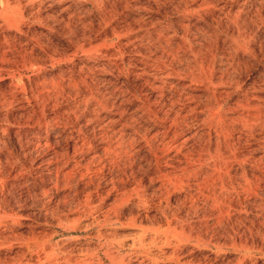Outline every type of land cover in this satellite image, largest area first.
Returning <instances> with one entry per match:
<instances>
[{
    "label": "rangeland",
    "instance_id": "374dc122",
    "mask_svg": "<svg viewBox=\"0 0 264 264\" xmlns=\"http://www.w3.org/2000/svg\"><path fill=\"white\" fill-rule=\"evenodd\" d=\"M213 1L188 0L184 3L178 0H0V214L4 217L0 227V264H40L38 259L43 260L46 256L53 258V263L60 264H264V130L259 123H254L253 120L246 122L233 114L237 109L239 111L234 103L241 97L236 83L241 82L239 86H242L243 81L250 82L254 72L264 67V51H257L259 64H254L251 69L238 66V58L243 57L241 44L231 37L232 23L223 18L222 13H218L217 8L220 5L217 0ZM242 2L243 0H238L235 4H229L234 5L236 11ZM250 4L252 12L260 7L264 10V0H252ZM211 11L216 13L215 17L223 18L218 24L210 21ZM197 12L203 14L201 18ZM178 23L190 24L189 41L194 35H198L196 30L205 36V56L212 62L213 83H222L217 89L230 92V96L216 107L214 113L222 111L232 120L228 122L230 128L225 139L234 142V149L231 152L221 145V153L230 159L228 169L222 170V173L229 171L226 181L228 184L230 181L232 204L236 209L241 208V212L231 209L229 214L224 213L223 220L219 222L218 210L212 213L207 210L205 219L199 214L201 219L197 224L191 223L194 221L193 216L188 218L189 223L186 224L195 226L190 237L187 235L188 231L182 234L177 228L175 231H167L168 241L165 244L160 240L150 243L149 235L141 242L140 228H161L160 231L166 232L167 224L163 221L159 206H164L168 201L169 206L172 204L176 207V202L184 195V192L180 193L172 188L168 189V197L166 193L160 199L152 195L160 185L162 175L148 167V161L143 157L145 151H141L142 154L132 162L131 168L135 176L129 175V163L126 164L127 175L122 177L123 185L118 190H109L111 186L106 179L111 177L104 168L102 171L98 170L101 185L99 189H95L98 192L92 191L93 186H84L90 176L78 181L75 178L77 188L72 187L52 195L49 204L45 203L46 198L36 200L33 197V194L40 193L38 175L46 174L44 168L29 167L14 179L13 175L7 176L6 149L11 154V160H16L18 153L22 154L13 132L18 124L23 123L24 128L33 130L37 123L36 115L41 117L42 114L47 115L52 111L56 113L58 147L69 148L71 164L79 163L82 159L79 153L73 152V146L75 138L86 135L88 128L90 129L84 128V125L89 124L86 123L87 115L83 112L91 109V105L97 101L96 98H108L114 88L136 92L137 98L126 94L129 102L123 105L122 111L124 110L123 119H130L132 116L139 118L140 113L136 111L140 105L139 100L149 91V83H158L156 73L142 72L145 69L143 64H146V59L150 56V45L156 44L155 35L158 32L167 37L173 33L172 29ZM166 28L170 29L166 33L162 32ZM207 32L212 34L208 37L205 35ZM173 42L179 41L176 39ZM252 43L258 50V41L254 39ZM184 46V52L181 53H187L189 60L176 58L167 68L170 75L165 79V89L169 92L174 83H188L191 75L199 76L195 83L207 82L202 77L201 66H195L193 71L185 68L186 64L193 65V58L189 54L188 42ZM155 55H158V51L153 52L151 57ZM140 73L142 75H137ZM72 83H78V86ZM177 90L175 94H181L180 87ZM23 91L26 97L31 98L32 105L34 101L41 102L26 112L27 118L19 119L16 103L12 102L10 107H5L4 103L11 100L12 94L21 99ZM167 91L166 94H169ZM255 93L256 97H264L258 86ZM201 94L202 92L197 91L195 100ZM248 102L258 104L261 101L249 99ZM43 104L48 106L43 108ZM233 107L234 112L229 111ZM72 110H75L76 116L81 117H68ZM7 111L12 114L9 117L12 119L10 123L14 122L15 125L5 121ZM113 113L114 109L111 108L110 114ZM115 118L119 116L115 115ZM145 120L146 116L139 119L140 125L144 131L151 133L153 123H145ZM247 125L251 126L250 132ZM6 129L8 132H5ZM79 129L82 133L76 132ZM183 130L176 143L167 151L168 155H172L181 144L184 145L183 149H188L192 144L191 138L201 136L206 125L197 122ZM211 135L212 142L209 146L211 156L215 157L213 149L217 140L214 133ZM137 138L143 144L141 135ZM22 139L24 143L25 140ZM202 144H206V141ZM94 168H98V165ZM245 186H251L249 195H244ZM220 187L217 183V193ZM89 192H92V207H79L77 201ZM208 192L211 193L210 189ZM64 194H68L70 198L66 203L57 204V198ZM185 207L179 208L178 217L185 219L189 206ZM43 210L55 214L51 213L54 214L52 217L48 212L45 216ZM26 215L37 220L33 231L52 240V246L46 249L44 255L40 248L28 250L21 244L20 239L30 234V230L24 225ZM174 225L172 224V228ZM172 252L177 253L173 255ZM17 256L21 258L17 260Z\"/></svg>",
    "mask_w": 264,
    "mask_h": 264
},
{
    "label": "bare ground",
    "instance_id": "6f19581e",
    "mask_svg": "<svg viewBox=\"0 0 264 264\" xmlns=\"http://www.w3.org/2000/svg\"><path fill=\"white\" fill-rule=\"evenodd\" d=\"M178 1L184 2L188 0ZM237 1L238 0H217V3H219L220 5V7L217 9L218 13H222V15H224L223 18L232 23V29L230 30L231 37L238 40L241 44L243 57L238 58V66L242 65L247 69H251L254 64H259L257 51L260 53L264 51V10H262V7H260L256 9L255 12H252L250 8V3L252 0H243L241 6L239 5V7H237L235 11L233 7L234 5L231 6L230 4H235ZM213 11H211L210 13V21L212 23L214 22L218 24V21L223 18L219 16L215 17L216 13L214 14ZM197 14L200 18L203 15L199 12H197ZM168 29L166 28L162 32L166 33ZM172 30L173 33L167 37L161 35L158 32L159 35L158 33L155 35L156 44L152 46L150 45V56H148L146 59L149 62L146 61V64H143L145 65V69H142V72L143 74L156 73V81H158V83H149V91H146L145 95L139 100L140 105L136 108V111L140 113V115L138 116L139 118H135L134 116H132L130 119H123L124 110L122 111L123 105L129 102V100L126 98V94H130L132 98H137L136 92H133L131 90L123 91L120 88H114L109 93V97L111 98H96L95 100L97 101H95L94 104L91 105L92 107L90 110L84 108L85 113L83 112V114L87 115L86 118L88 122L86 123L89 124V126L84 125V128L90 127V129L88 128L89 131L86 135L82 134V136L75 138L76 141L74 142L73 152L79 153L82 159L79 161V163L72 162L74 164L73 165L71 164L69 158V148L60 149L58 147L59 142L57 139L59 137V133L55 132L57 125L55 122V119H57L55 118L56 113L52 111L47 115L42 114L41 117H39V115H36L35 119L37 123L35 124L36 126H34L33 130L24 128L25 126L23 123L18 124V126L15 128V132H13L14 136H16L18 139L22 154L20 155V153H18L16 155L17 159H14V161L10 159L11 154L6 149L7 155L5 158V167L7 168V176L13 175L14 179L15 176L21 175L29 167L32 168L33 166H35L36 168H44L46 174L40 173L38 175L40 178L39 181L41 183V187L39 190L40 193L33 194V197L36 200L38 198L40 200L46 198L47 202L45 203L49 204L51 202L52 195L58 194L59 192H65L67 189L72 187L77 188L78 185L75 184V178H77L78 181V179H86L88 176H90L87 178L86 182H84V186H86L87 188L93 186V190H88H92L95 192L101 186L100 177L98 176V170L102 171L104 168L107 169V173L111 177L109 179H106V182L108 181L110 184L109 186H111V189L109 190H118V188L123 185L122 177L127 175L125 172L126 164L129 163L128 169H130L129 171L131 172L129 175H134V170L131 168L132 162L135 157H139L142 154L141 151H145V155L143 157L145 161H148V167H150L151 169L154 168V171H156V173L162 175V181L159 182L160 185L155 189L152 195L159 197L160 199L161 195L163 193H166L168 197L170 195V190L168 191L169 188H172L174 190L177 189L180 193L184 192V195L182 194L183 197L181 198V200L179 199L176 202V207H173L172 204L169 206L170 203L168 204V201L164 206L163 204L159 206V208L162 209L161 214L164 218L163 221H165L167 224V229L165 230L166 232L164 233V231H160L161 228H140V231L142 232L140 235L141 242H143L144 239H146L145 237L149 235L148 238L150 240V243H154L157 240H160L165 244L168 241L167 231H175L177 230V228L180 229V233L182 234L188 231L187 235L190 237L193 235V228H195V226H192L191 224H186L187 222L189 223L188 218L190 216L194 217V221L191 223H196L201 219L199 214H201L205 219L207 210H209L210 213L218 210V221L221 222L223 220L222 216L224 215V213L229 214L231 209H236V207L233 206V202L231 200L232 191L229 190L230 181L229 184L226 181V178L229 177V171L222 173V170L224 171L228 169L230 159L220 151L221 145H224L227 149H230V151L231 149H234L232 148L234 142H229L230 139L228 141L225 139V135L228 133V129L230 128L228 122H231L232 120L222 111L218 112L217 114L214 113L216 107L220 106L221 103L223 104V102H225V100L230 96V92L226 90L220 91L217 89V87L222 83H213V77L211 74L212 62L209 61V57L205 56L207 51V47L205 45L206 38L204 39L205 36L195 29V32H197L198 35H194L193 39L189 41L190 24L185 23H178L177 26ZM208 32L205 33V35L209 37L212 33L209 34ZM176 39L179 42H173ZM254 39L259 43L258 50L253 46L252 41H254ZM185 42H188L190 48L189 54H191L193 58L191 60V63H193V65L185 63V68H187L188 71H193L195 66H201L202 77L205 78L207 82L195 83L199 76H196V78L194 75H191V78H188V83H185V81L181 83H174V85H172V89H170L171 91L169 92L165 89V85H167L165 79H167L170 75L167 68L169 67V65H171L172 62L175 61L174 59L176 58H181L184 61L189 60V57H186L187 53H183V49H185ZM157 51L158 55H155L152 58L151 56L153 55V52ZM181 51L183 52L181 53ZM137 75H142V73ZM253 75L254 76L252 77L251 81L248 83L246 81H243L242 86H239L241 85V82L236 83V89H240L241 97L236 100V102L234 103V107H238L239 111L237 109V111L234 112V107L233 109L229 108V111L233 110L234 116L239 117L246 122L253 120L254 123H259L261 125V128L264 130V97L259 98L255 95L256 86H258L260 91H262V93L264 94V67H262V69L258 70L257 72H254ZM181 80L183 81V79ZM72 84L76 85L78 83ZM178 87H180L181 94L177 95L175 94V91ZM24 91L21 99L16 97L15 94H12V98H10L11 100L8 103L6 101L7 104L4 103L5 107H10L12 102L16 103V111L17 113H19V119L27 118V115H25L26 112H28L29 109H34V105L37 106L39 102H41L40 100L34 101V105H32L31 98L26 97L27 95ZM166 91L169 92V94H166ZM197 91L202 92V94L197 96L196 101L195 93ZM85 98H87V96ZM249 99H260L261 102L258 104H252L248 102ZM46 103H48V101ZM47 106V104H43L42 107L46 108ZM85 106L87 108V104ZM111 108L114 109L113 114H110ZM10 115L12 117L11 112L7 111L5 117L6 119H4L9 124L15 125L14 122L10 123L12 121V119L9 118ZM69 115L70 118L75 117V119H79L81 117L76 116L75 110L69 111L68 117ZM115 115H118L119 118L116 119ZM129 116H131V114ZM145 116V123H148L150 121L153 123L151 133L144 131L143 127L140 125L139 119H144ZM259 120H261V122ZM197 122H201L206 125V130L202 131V133L200 134L201 136L197 137L196 135L195 138H191L192 144L188 149H183L184 145L181 144L180 146L176 147L175 152L172 155H168L167 151L176 143L177 138L184 132L183 129ZM247 127L248 131L250 132L251 126L247 125ZM6 131L7 129L5 130V132ZM76 132L82 133V130L79 129ZM212 133L215 134L217 140L216 147H214V149L216 148L215 151L213 149V154L215 153L216 155L215 157L211 156L212 151H210L211 149L209 146L212 142ZM71 134L73 135V132ZM139 135H141L140 139L143 140V144H140L138 142L139 138L137 137ZM21 139L24 141V143L21 141ZM42 140H44L43 143ZM204 140L206 141V144H202ZM31 146H33L32 150L30 149ZM4 147L6 148L5 145ZM143 148H145V150H143ZM233 157L237 161V157L234 155V153ZM97 165L98 168H94ZM239 165L243 164L239 163ZM150 181L153 182V179H151ZM217 183L221 185L218 193L216 192ZM46 185H48V188H46ZM208 189H210V194L208 192ZM243 191L245 193L244 195L248 194L252 191L251 186H245ZM91 193L92 192L87 193L84 198H80V200L77 201L79 207L80 205L85 209H87V207H92ZM60 197L57 198L59 200H57L56 202L59 205L61 203H66V200L70 198L68 194H64ZM201 200L203 201L201 202ZM187 205L189 207H187ZM74 206L75 208L77 207L76 205ZM185 206L188 209L185 212L186 216L184 219L183 217H178V210L179 208L181 209ZM240 209H236L238 213L242 211H240ZM44 212L46 216L49 211L46 210ZM49 213L51 214L54 212ZM24 219H26V223L24 225L28 230H30V234L27 237L25 236L21 239L19 238L21 240V244L28 250L40 248V252H42L44 255L46 249L52 246L50 244V241L52 240L48 239L44 234V236L39 235V233L33 231L35 229V226L37 225L36 219H31L27 217V215ZM3 221L4 217L0 214V227L3 224ZM172 224L174 225V228H172ZM162 236L165 241L163 240ZM176 253L177 252H174L173 255H175ZM21 256H23V254ZM20 258L21 257H18L17 260H19ZM52 259L53 258L46 256L43 258V260H38L41 261L40 264H60L58 262L53 263V261L55 260ZM177 263L178 262H176V264Z\"/></svg>",
    "mask_w": 264,
    "mask_h": 264
}]
</instances>
